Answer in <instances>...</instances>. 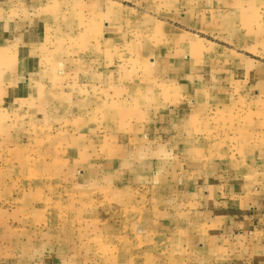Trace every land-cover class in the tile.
Segmentation results:
<instances>
[{
  "label": "crops",
  "instance_id": "obj_1",
  "mask_svg": "<svg viewBox=\"0 0 264 264\" xmlns=\"http://www.w3.org/2000/svg\"><path fill=\"white\" fill-rule=\"evenodd\" d=\"M78 1L76 9L67 3L60 6L67 11H53L54 0H0L2 98L11 106L38 101L52 87L67 90V105L85 106L87 114L71 108L67 120L89 125L94 106L107 111L104 121L117 131L104 137L114 141L86 145L120 153L106 166L111 178L103 188L114 191L115 213L127 212L130 226L146 223V238L182 237L183 254L171 263L264 264V0H210L209 11L202 1L189 6L217 23L208 36L194 20L186 30L174 26L163 10L184 6L180 0ZM81 20L93 31L81 30ZM59 37L98 42V54L72 50L66 63L65 76L77 74L79 86L58 80L60 55L49 42ZM106 89L117 116L104 106Z\"/></svg>",
  "mask_w": 264,
  "mask_h": 264
},
{
  "label": "rangeland",
  "instance_id": "obj_2",
  "mask_svg": "<svg viewBox=\"0 0 264 264\" xmlns=\"http://www.w3.org/2000/svg\"><path fill=\"white\" fill-rule=\"evenodd\" d=\"M198 1L207 3L202 7L209 11L210 0H180L184 5L181 7L176 5L179 0H174L173 5L176 6L163 11L171 14L169 18L180 29L186 30L183 27L190 24L188 19L199 22L202 33L208 36L217 23L208 17V12H203L206 18L200 20L201 16L196 12L204 10L199 7H196V12L188 9ZM67 3H73L76 9L79 1L54 0L48 9L67 11V7H60ZM143 11L138 10V16L145 14ZM180 14L187 17L180 19ZM80 28L87 33L93 31L94 26L81 20ZM107 32L114 31L107 29ZM202 33L198 34L202 39L211 40ZM64 38L49 42V46L60 55L61 78L58 80L64 78L62 85L69 81L71 85L79 86L77 74L65 76L66 63L69 61V67L73 63L72 50H84V55L98 54V42H90L89 45V41H79V38H75L76 41ZM221 43L226 45L224 41ZM83 53L79 51L78 60ZM55 67L54 64L53 74ZM106 69L112 73L115 67L108 65ZM2 75L0 72V264H62L63 259L71 258L79 264H83L84 258H91L96 264H174L170 259L183 254V249L178 248L182 237L165 233L164 238L163 233L156 235L151 232L146 238V233H143L146 223L138 218V222L130 226L127 212L115 213L119 201L113 199L114 191L104 189V178H111L105 173L109 169L106 166L120 157V153L114 147L107 153L96 147L92 150L86 145L112 144L113 136L104 135L115 134L117 123L104 121L108 112L95 111L98 108L94 106L90 116L96 119L90 120L89 125L88 122L82 123L81 117L67 120L66 112H71V108L77 113H86L85 106L67 105L65 97H62L67 90L52 87L45 91L49 95L42 93L40 97L43 98L38 101L33 99L19 105H8L7 98H2ZM128 75L132 73H123L124 78ZM105 94L104 106L110 114L117 116V106H120L115 105L116 100L108 89ZM108 95H112L111 100ZM122 107L130 109L129 106ZM208 122L212 123L211 120ZM229 141L236 148L235 141Z\"/></svg>",
  "mask_w": 264,
  "mask_h": 264
}]
</instances>
